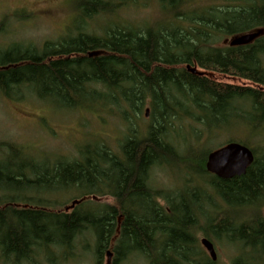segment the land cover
Returning <instances> with one entry per match:
<instances>
[{
  "label": "trees",
  "instance_id": "1",
  "mask_svg": "<svg viewBox=\"0 0 264 264\" xmlns=\"http://www.w3.org/2000/svg\"><path fill=\"white\" fill-rule=\"evenodd\" d=\"M147 1L76 0V22L68 28L73 33L40 46L0 47L2 96L18 100L27 93L61 110H107L126 125L116 152L95 141L79 147L74 158L44 165L5 144L0 264H47L54 254L60 261L50 264H67L74 242L86 236L93 239L94 264H103L109 249V264L131 258L215 264L200 249L197 231L207 240L239 245L231 264H264V0H156L163 17L153 25L88 29ZM257 30L263 34L251 44H223ZM208 74L244 84L216 82ZM144 108L150 125L143 129ZM183 123L201 126L209 136L248 131L254 146L230 142L249 148L253 163L230 180L207 173L211 151L191 158L198 139L194 148L174 143L176 125ZM164 166L201 176L205 186L156 190L150 175ZM102 198L112 203L96 205Z\"/></svg>",
  "mask_w": 264,
  "mask_h": 264
},
{
  "label": "rangeland",
  "instance_id": "2",
  "mask_svg": "<svg viewBox=\"0 0 264 264\" xmlns=\"http://www.w3.org/2000/svg\"><path fill=\"white\" fill-rule=\"evenodd\" d=\"M75 1L0 0V24L4 30V35L0 36V47L5 48L12 43L40 46L45 41H56L68 32L73 33L74 31L68 30V28L73 27L76 22L73 9ZM162 17L157 1L149 0L130 4L112 17L97 19L90 23L88 29L101 33L103 29L113 23L128 24L140 28L153 25ZM230 40L231 38L226 39L223 44H229ZM196 71L201 72L197 68ZM208 77L216 82L233 85L244 84L242 81L219 74H208ZM145 110L146 108L143 109V113ZM149 123L148 113L146 118L142 116L139 119L138 126L144 129L150 125ZM125 126L119 116L107 110H61L51 103L41 102L27 93L18 100L8 99L0 94V162H4L5 144H12L23 149L34 158V162L38 165L55 161L60 156L74 158L79 147L95 143V141L107 144L113 152H116L126 132ZM174 136V143L181 150L184 145L194 148L196 139H198V143H200L194 150V156L191 157L193 159L200 158L204 153L212 152L230 141L249 140L251 147L255 143L249 132L244 129H233L220 135L211 133L209 136L201 126L188 123L177 124ZM198 136L199 138H197ZM200 181L204 182L205 180L201 176L197 177L194 173L189 175L181 167L156 168L150 175L151 186L164 192L175 193L179 188H185L184 185L193 187L200 184L205 186ZM199 195L201 197V194ZM57 196L61 200L68 197L62 194ZM203 200L205 202V199ZM214 201L219 205L217 197H214ZM95 203L96 205L111 204L112 200L102 198L95 200ZM262 211L264 212V207ZM201 221L199 222L200 227L204 226ZM195 238L202 252L208 256L204 248L200 246V240L204 238L200 231L196 232ZM209 241L215 249V264H231V260L240 250L239 245L233 247L226 241L214 238ZM93 246V239L90 236L76 240L72 250L74 257L67 264H94ZM84 247L86 248L84 249ZM108 252H111V249ZM57 258V255L54 254L46 259L50 264L54 261L57 262ZM58 260L60 261L59 258ZM103 264H108V256H104ZM124 264H144V262L141 258H131Z\"/></svg>",
  "mask_w": 264,
  "mask_h": 264
},
{
  "label": "water",
  "instance_id": "3",
  "mask_svg": "<svg viewBox=\"0 0 264 264\" xmlns=\"http://www.w3.org/2000/svg\"><path fill=\"white\" fill-rule=\"evenodd\" d=\"M262 34V30L242 34L231 38L228 45L231 47L245 46L251 44ZM193 72L203 74L201 72H197L196 69H193ZM148 113L149 110L146 109L145 117L148 116ZM253 161L254 157L249 148L236 142H229L208 154L205 163V170L207 173L220 180H230L244 175ZM200 244L208 254L211 261L215 262L216 253L213 244L206 238L201 239ZM107 256L109 264L111 253L108 252Z\"/></svg>",
  "mask_w": 264,
  "mask_h": 264
},
{
  "label": "bare ground",
  "instance_id": "4",
  "mask_svg": "<svg viewBox=\"0 0 264 264\" xmlns=\"http://www.w3.org/2000/svg\"><path fill=\"white\" fill-rule=\"evenodd\" d=\"M203 248V247H202Z\"/></svg>",
  "mask_w": 264,
  "mask_h": 264
}]
</instances>
